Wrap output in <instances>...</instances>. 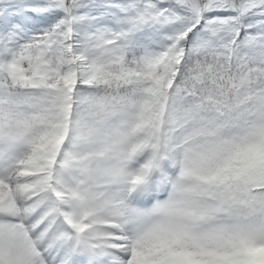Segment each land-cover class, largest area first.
I'll return each mask as SVG.
<instances>
[{"label": "snow or ice", "instance_id": "1", "mask_svg": "<svg viewBox=\"0 0 264 264\" xmlns=\"http://www.w3.org/2000/svg\"><path fill=\"white\" fill-rule=\"evenodd\" d=\"M0 264H264V0H0Z\"/></svg>", "mask_w": 264, "mask_h": 264}]
</instances>
